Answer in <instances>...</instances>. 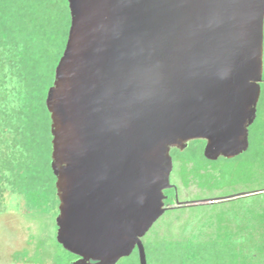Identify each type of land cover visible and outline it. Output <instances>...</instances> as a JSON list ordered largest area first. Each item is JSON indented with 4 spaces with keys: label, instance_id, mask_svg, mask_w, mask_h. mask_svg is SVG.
I'll list each match as a JSON object with an SVG mask.
<instances>
[{
    "label": "water",
    "instance_id": "95a60500",
    "mask_svg": "<svg viewBox=\"0 0 264 264\" xmlns=\"http://www.w3.org/2000/svg\"><path fill=\"white\" fill-rule=\"evenodd\" d=\"M46 105L72 264H116L165 213L171 149L249 148L264 75V0H68Z\"/></svg>",
    "mask_w": 264,
    "mask_h": 264
},
{
    "label": "trees",
    "instance_id": "16d2710c",
    "mask_svg": "<svg viewBox=\"0 0 264 264\" xmlns=\"http://www.w3.org/2000/svg\"><path fill=\"white\" fill-rule=\"evenodd\" d=\"M70 25L68 0H0L1 138L5 139L9 151L20 145V186L25 197L29 200L33 197L38 203L51 197L57 215L60 200L51 165L52 120L46 97L54 83L56 66L65 50ZM11 80L16 84L8 95L3 84ZM251 134H254L252 126ZM205 144L206 140L195 139L184 149H171L174 167L177 162L182 165V175L188 182L197 180L215 187V176L224 172L226 176L228 173L232 175L236 173L233 168L247 163L238 160L250 147L233 158L221 156L210 160L204 155ZM25 158L28 164L22 165ZM221 159L233 168L219 164ZM189 163L192 169L187 167ZM205 164L214 168L204 173ZM259 170L263 175L264 162L260 163ZM254 171L248 170L245 175L252 177ZM176 188L178 185L174 184L165 190L168 199L165 205L169 207L166 205L165 212L201 207V214L195 216L199 221L196 225L207 227L211 233L203 237L196 233L187 236L186 232L172 231L169 237L160 240L162 255L158 264H264V183L259 186V193L189 206H177L174 202ZM55 234V251L50 259L54 264H72L78 255L59 243ZM144 245L147 253L146 243ZM116 264H140L138 249Z\"/></svg>",
    "mask_w": 264,
    "mask_h": 264
},
{
    "label": "rangeland",
    "instance_id": "374dc122",
    "mask_svg": "<svg viewBox=\"0 0 264 264\" xmlns=\"http://www.w3.org/2000/svg\"><path fill=\"white\" fill-rule=\"evenodd\" d=\"M4 84L3 89L6 87V93L9 95L16 83L11 80L10 83ZM262 87L263 91L258 103V119L252 127L255 135H250V148L238 160L247 163L241 164L242 167L237 165L233 168L230 163H225L221 159L219 164L224 163L226 167L233 168L236 173L232 175L228 173L226 176L224 172L215 176V187L197 180L188 182L182 175V165L175 163L172 179L178 185L180 199L223 197L227 194L240 193L244 188L241 181L249 180L252 184V179L245 175L246 172L258 169L259 163L264 162V84ZM1 137L2 134H0V264H54L50 259L55 251L53 240L57 233V212L53 200L48 197L38 203L33 197L32 200L25 197L20 186L19 165L22 161V154L19 153L20 145H15L13 150L9 151L6 149L5 139ZM249 163L251 164L248 166ZM24 164H28L27 158L23 159L22 165ZM187 167L193 168L191 163ZM212 168H214L213 165L205 164L204 173ZM259 176L261 185L264 183V173L263 175L260 173ZM202 210L201 207H189L167 211L154 223L143 236L149 255V264H158L162 255L160 240L165 236L169 237L172 231L186 232L187 236L195 233L203 237L209 236L211 232L207 227L199 228L196 225L199 221L195 216L201 214Z\"/></svg>",
    "mask_w": 264,
    "mask_h": 264
},
{
    "label": "flooded vegetation",
    "instance_id": "af4514ba",
    "mask_svg": "<svg viewBox=\"0 0 264 264\" xmlns=\"http://www.w3.org/2000/svg\"><path fill=\"white\" fill-rule=\"evenodd\" d=\"M263 84H264V75H263V80L261 82V94H262V91H263V87H262ZM260 97H261V95H260ZM257 119H258V106H257V116L255 118V121L249 126V141H250V127L251 126L253 127L255 125ZM253 135H255V133ZM250 145H251V143H250ZM260 163H259V166H260ZM259 166H258V169H255L254 176L251 177L252 184L250 183L249 180L248 181H245V180L244 181H241V184H244V188H243V190L240 191V193L237 192V193H233V194L224 195L223 197L217 196V197L208 198V199H197V198L196 199H188L187 198V199L182 200V199H180L179 190H178V188H176L175 189L176 190V193H175V197H174V202L177 204V206H187V205L189 206V205H195V204H198V203H214V202L221 201V200L229 201V200L237 199V198H239L241 196H245V195H249V194H254V193H259L260 192V190H258V188L260 186V182H259V179H260V176H259L260 175ZM237 175H239V174H237ZM172 178H173V172L171 173V182L173 184H176L173 181ZM186 197H188V195H186ZM165 200H166L165 202H167L168 199H165ZM167 208H169L168 205H167Z\"/></svg>",
    "mask_w": 264,
    "mask_h": 264
}]
</instances>
